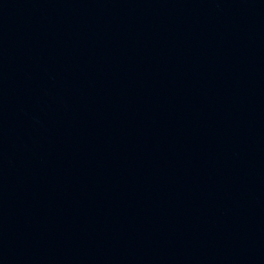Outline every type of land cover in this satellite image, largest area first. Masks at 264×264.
<instances>
[{"label":"water","instance_id":"water-1","mask_svg":"<svg viewBox=\"0 0 264 264\" xmlns=\"http://www.w3.org/2000/svg\"><path fill=\"white\" fill-rule=\"evenodd\" d=\"M0 264H264V0H30Z\"/></svg>","mask_w":264,"mask_h":264}]
</instances>
